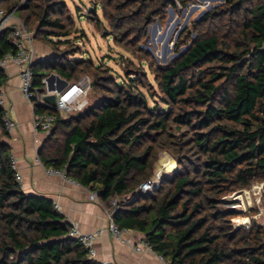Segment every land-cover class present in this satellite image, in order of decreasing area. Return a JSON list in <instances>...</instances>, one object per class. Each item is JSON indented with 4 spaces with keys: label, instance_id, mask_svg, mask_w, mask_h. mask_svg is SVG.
Listing matches in <instances>:
<instances>
[{
    "label": "trees",
    "instance_id": "obj_1",
    "mask_svg": "<svg viewBox=\"0 0 264 264\" xmlns=\"http://www.w3.org/2000/svg\"><path fill=\"white\" fill-rule=\"evenodd\" d=\"M189 1L95 0L90 12L100 6L108 36L135 52L150 22ZM0 9L52 49L50 60L33 66L38 95L50 74L73 84L93 73L80 112L61 117L32 99L35 113L54 116L38 150L44 166L97 192L108 211L115 200L117 227L143 235L171 264H264V227H235L240 214L223 208L226 196L264 183V0H225L206 13L192 27L195 39L187 32L179 39L176 49L188 48L170 65L156 66L143 52L163 107L149 106L142 93L143 68L126 69L128 80L117 81L71 58L79 38H69L73 20L63 0H0ZM94 27L102 22L94 18ZM9 32H0V59L14 52ZM6 81L0 69L1 88ZM6 137L0 107V264H100L68 237L69 224L51 200L22 191ZM162 150L175 157L177 170L153 195L137 192Z\"/></svg>",
    "mask_w": 264,
    "mask_h": 264
},
{
    "label": "rangeland",
    "instance_id": "obj_2",
    "mask_svg": "<svg viewBox=\"0 0 264 264\" xmlns=\"http://www.w3.org/2000/svg\"><path fill=\"white\" fill-rule=\"evenodd\" d=\"M95 0H63L68 15L73 20L72 34L69 37L74 42L73 50L78 53L71 58L84 59L92 63L93 68L104 70L103 77L112 76L117 81H127L126 69H144L147 74V89H141L146 96L149 106L163 107L159 99V92L154 82V77L148 69V64L143 52L156 66H167L174 62L188 45L176 49L179 39H195L196 35L193 25L201 22L203 16L220 6V0H190L186 7L176 4L175 8H167L164 13L156 17L147 26L145 38L140 42L137 51L125 50L114 43L111 36H108L110 28L102 16L101 7L97 6V12H90L95 8ZM14 15V14H13ZM12 15V17H13ZM11 17V18H12ZM94 18L102 22V28L94 27ZM186 32L188 34H186ZM182 37V35H184ZM65 48V47H62ZM93 73L85 72L79 77H90ZM133 78V77H132ZM97 94H91V100L97 98ZM61 117L67 114L60 113ZM178 168L175 157L167 150H162L154 165L153 175L159 173L161 177L171 176ZM137 188V192H138ZM264 183H254L250 188L244 189L226 196L223 199V208L231 209L240 214L233 219L235 227L248 228L252 221L264 227ZM133 199V198H132ZM237 207H233L236 206Z\"/></svg>",
    "mask_w": 264,
    "mask_h": 264
},
{
    "label": "crops",
    "instance_id": "obj_3",
    "mask_svg": "<svg viewBox=\"0 0 264 264\" xmlns=\"http://www.w3.org/2000/svg\"><path fill=\"white\" fill-rule=\"evenodd\" d=\"M18 20V16L14 14L7 21L6 27L17 24ZM33 51L36 63L47 62L53 56L51 47L41 41L33 42ZM3 70L7 77L3 87L6 101L17 122L16 128L7 132L4 141L9 147L10 156L17 159V172L21 176L22 191L51 200L54 207L56 206V210L64 217V221L68 224H77L83 233L103 230L94 244L96 253L94 260L96 262L163 264L164 260L160 259V256L152 250L146 248L140 252L134 250L135 246L145 240L140 233L129 230L123 234V240H116L106 230L108 209L102 203L98 204L90 200L91 191L89 189L79 184L70 183L58 175H48L46 171L49 167L35 162L38 150L50 137L51 131L35 134L33 129L34 110L32 104L25 100L20 91L19 69L15 65L9 64ZM50 85L61 88V90L66 87L57 80H53ZM46 94L47 84L45 83L43 96Z\"/></svg>",
    "mask_w": 264,
    "mask_h": 264
},
{
    "label": "built area",
    "instance_id": "obj_4",
    "mask_svg": "<svg viewBox=\"0 0 264 264\" xmlns=\"http://www.w3.org/2000/svg\"><path fill=\"white\" fill-rule=\"evenodd\" d=\"M12 17V14L6 15L4 10L0 9V32L9 28L8 42L13 47L14 52L8 53L0 59V69L6 68L9 64L15 65L19 69V78L21 81L20 91L28 102L33 106V129L35 134L50 132L54 123V116L46 113H35V108L32 103L34 97L37 98L38 103L44 105V96L38 95L33 88L34 72L33 66L35 64L34 51H33V33L28 31L23 22L18 20V23L12 26L6 27L7 21ZM45 83V80H44ZM90 90V79L87 76L82 77L79 81L73 84H67V86L56 94V101L54 109L61 113L72 114L74 112L82 111L87 105V96ZM0 107L2 108V121L7 132H10L16 128L17 122L14 118L12 110L8 107L6 101L4 89L0 87ZM35 162L41 163L39 158L36 157ZM10 165L15 172V180L20 184L21 176L17 172V159L10 156ZM48 175H58L70 183L78 184L75 181L68 178L65 171H57L53 168L47 169ZM161 175L156 173L152 178L145 181L139 186L138 192L141 194L153 195L158 190L161 183ZM90 200L100 204L98 193L92 192L89 196ZM56 207V206H55ZM233 207H237L233 206ZM111 211H107L108 223L106 230L112 234L116 240H123L122 236L129 230L119 229L114 223L112 218L113 209L116 208V201H112L110 204ZM103 230H95L89 233H83L77 224H69L68 237L75 239L83 248L87 251V255L90 259L95 258L94 244L97 238L101 235ZM144 248L151 250L149 244L144 240L138 246L134 247L137 252L142 251ZM160 259H162L160 257ZM163 260V259H162ZM100 264H110L108 262H101ZM163 264H171L167 261H163Z\"/></svg>",
    "mask_w": 264,
    "mask_h": 264
},
{
    "label": "water",
    "instance_id": "obj_5",
    "mask_svg": "<svg viewBox=\"0 0 264 264\" xmlns=\"http://www.w3.org/2000/svg\"><path fill=\"white\" fill-rule=\"evenodd\" d=\"M224 2V0H220V3ZM188 48V47H187ZM53 80L59 81L62 85L67 86V82L60 79L57 75L51 74L45 79V83L47 84V94L44 96L45 105L49 108H53L55 106L56 94L61 92V88H55L50 85Z\"/></svg>",
    "mask_w": 264,
    "mask_h": 264
}]
</instances>
